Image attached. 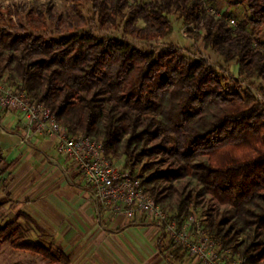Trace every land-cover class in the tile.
Masks as SVG:
<instances>
[{
    "label": "trees",
    "instance_id": "trees-1",
    "mask_svg": "<svg viewBox=\"0 0 264 264\" xmlns=\"http://www.w3.org/2000/svg\"><path fill=\"white\" fill-rule=\"evenodd\" d=\"M244 1L251 26H264V0ZM93 9L102 26L124 19V33L144 40L169 35L168 15L178 13L239 76L264 80V41L245 22L232 28L206 14L202 0H93ZM1 79L44 103L69 134L101 140L109 158L138 166L135 176L179 225L199 211L222 250L264 264V106L250 91H229L213 67L174 47L123 49L92 33L46 39L2 18ZM6 242L69 263L60 247L26 240L15 221L0 226Z\"/></svg>",
    "mask_w": 264,
    "mask_h": 264
},
{
    "label": "crops",
    "instance_id": "crops-1",
    "mask_svg": "<svg viewBox=\"0 0 264 264\" xmlns=\"http://www.w3.org/2000/svg\"><path fill=\"white\" fill-rule=\"evenodd\" d=\"M22 129L18 111L0 110V197L59 240L64 253L83 264L95 257L102 264H202L143 218L109 217L57 150V138L34 133L26 144Z\"/></svg>",
    "mask_w": 264,
    "mask_h": 264
},
{
    "label": "rangeland",
    "instance_id": "rangeland-1",
    "mask_svg": "<svg viewBox=\"0 0 264 264\" xmlns=\"http://www.w3.org/2000/svg\"><path fill=\"white\" fill-rule=\"evenodd\" d=\"M203 1L209 3L225 18H233L237 24L235 27L231 26L232 28H238L242 22H245L244 29L252 36L259 37L264 41V26L260 28L251 26L248 22L247 5L244 0ZM49 14L55 16L57 20L50 19ZM0 18L6 24L19 22L28 32L42 35L46 39H60L71 34L92 33L104 37L111 45L123 49L137 48L157 53L163 49L174 47L185 55L189 62L202 59L213 67L224 88L229 91L237 90L241 93L250 91L264 106V80L239 76L237 74V64L233 61L225 62L210 48L205 47L201 38L196 39L194 37L193 32L195 29H192L193 26L183 24L178 13L168 15L171 22V33L169 35L164 38L150 40L137 39L125 34L123 31L124 19L117 18L114 24H109L108 27L102 26L97 12L93 9V0H0ZM69 21L73 24L72 28L59 32L60 25ZM77 22L81 25H76ZM139 25H142V23L140 22ZM0 81L7 86H11L6 84L3 79ZM11 87L13 88V86ZM113 160L122 171L133 176L138 171V166L133 169L126 167L123 157L114 158ZM167 212L170 214L168 210ZM189 216L202 223L203 226L205 218L199 211L187 217ZM7 220L15 221L23 226L26 240L32 243H40L44 247H50L52 251H55L54 248L56 247L63 248L60 246L59 240L50 238L32 222L28 215L16 209L14 201L6 197H0V226ZM229 252L239 259L230 250ZM67 255H70L69 263H52L39 254L14 249L7 242L0 246V264H83L79 261V257L74 256L73 252ZM88 264H102V262L95 257Z\"/></svg>",
    "mask_w": 264,
    "mask_h": 264
},
{
    "label": "built area",
    "instance_id": "built-area-1",
    "mask_svg": "<svg viewBox=\"0 0 264 264\" xmlns=\"http://www.w3.org/2000/svg\"><path fill=\"white\" fill-rule=\"evenodd\" d=\"M202 8L214 18L222 17L221 13L203 0ZM225 20L230 27L237 24L233 18ZM0 110H16L21 114L23 143L29 144L34 133L57 138V150L69 159L89 187L97 206L109 217L121 215L128 219L143 218L148 225L156 227L174 247L183 249L202 264H241L229 250H222L217 239L207 235L202 223L192 216L180 225L172 219L167 210L154 201L139 177L122 171L105 154L101 140L69 134L44 103L32 99L24 89H14L0 81Z\"/></svg>",
    "mask_w": 264,
    "mask_h": 264
}]
</instances>
